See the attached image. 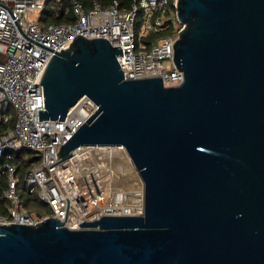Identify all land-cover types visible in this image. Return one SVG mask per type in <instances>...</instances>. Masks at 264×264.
Here are the masks:
<instances>
[{"label":"water","instance_id":"1","mask_svg":"<svg viewBox=\"0 0 264 264\" xmlns=\"http://www.w3.org/2000/svg\"><path fill=\"white\" fill-rule=\"evenodd\" d=\"M174 15L176 87L123 80L105 38L57 53L13 21L56 53L38 121H63L82 97L98 106L56 157L122 146L143 215L0 224V264H264V0H175Z\"/></svg>","mask_w":264,"mask_h":264},{"label":"built area","instance_id":"2","mask_svg":"<svg viewBox=\"0 0 264 264\" xmlns=\"http://www.w3.org/2000/svg\"><path fill=\"white\" fill-rule=\"evenodd\" d=\"M47 1L0 0V125L9 120L8 108L14 113L13 128L0 135V156L7 151L28 150L38 157V164L26 173L24 183L29 193H36L49 206L51 215L46 217L64 222L63 226L70 230H78L80 223L101 216H142L143 183L122 146L79 147L61 161L56 157L60 145L98 106L82 97L63 121H38V111L44 109L40 80L56 53L25 39L13 21L26 37L57 53L67 49L77 35L87 40L105 38L112 47L121 49L122 56L116 60L123 80L161 77L164 87H176L183 78L172 61V44L182 27L175 15L166 16L175 0H132L128 11H119L116 3L101 8L95 0L85 9L79 0H70L72 23L42 27L38 19ZM138 15L142 22L136 31ZM166 21L173 34L145 43L147 35L162 31ZM119 163L128 169L126 179L131 178L133 190L109 185ZM3 169L7 175L3 197L12 208L10 219L0 216V224L33 225L43 220L45 217L39 219L18 211L16 169L10 164H4Z\"/></svg>","mask_w":264,"mask_h":264},{"label":"trees","instance_id":"3","mask_svg":"<svg viewBox=\"0 0 264 264\" xmlns=\"http://www.w3.org/2000/svg\"><path fill=\"white\" fill-rule=\"evenodd\" d=\"M85 9L90 8L91 0H79ZM96 3L100 5L101 8H107L113 3L117 4V9L119 11H128L132 4V0H95ZM166 16L174 17V7L170 4L166 10ZM39 24L42 27L47 25H59L67 24L73 22V17L71 16L70 0H57V1H47L44 10L39 15ZM142 22V16L138 15L135 20V30L137 31L139 25ZM164 29L159 32L150 33L144 39L145 43L149 41L157 40L167 35L173 34V28L169 21L163 24ZM6 112L9 114L8 122L0 125V135L8 132L13 128L14 123V113L8 108ZM39 162L37 156L28 150L20 151H7L2 156H0V216L4 219H10V210L12 205L10 201L3 197V193L7 189V175L6 171L3 169L4 164L13 165L16 169V176L18 178V183L16 185V195L18 197V211L24 212L30 216L36 218H43L50 216L51 212L49 206L44 204L36 195V193H29L28 188L24 183V177L26 173L36 166Z\"/></svg>","mask_w":264,"mask_h":264},{"label":"bare ground","instance_id":"4","mask_svg":"<svg viewBox=\"0 0 264 264\" xmlns=\"http://www.w3.org/2000/svg\"><path fill=\"white\" fill-rule=\"evenodd\" d=\"M114 174L110 180L109 185H111L113 188L116 186H122L125 188H132L134 189V185H131L126 178L129 176V171L126 168V166L122 163H119L118 165L115 166L114 168ZM139 188H136L135 190H138Z\"/></svg>","mask_w":264,"mask_h":264},{"label":"rangeland","instance_id":"5","mask_svg":"<svg viewBox=\"0 0 264 264\" xmlns=\"http://www.w3.org/2000/svg\"><path fill=\"white\" fill-rule=\"evenodd\" d=\"M31 19H33V17L31 18ZM35 19V18H34ZM128 182H131V178L129 179V181ZM131 184V183H130ZM121 187V186H120ZM121 189V188H120ZM35 190V189H34ZM122 190H131V188H129V189H127V188H124V187H122ZM34 217V216H33Z\"/></svg>","mask_w":264,"mask_h":264}]
</instances>
